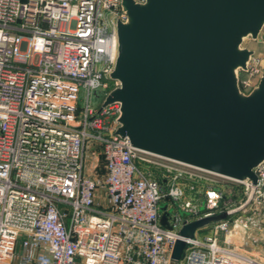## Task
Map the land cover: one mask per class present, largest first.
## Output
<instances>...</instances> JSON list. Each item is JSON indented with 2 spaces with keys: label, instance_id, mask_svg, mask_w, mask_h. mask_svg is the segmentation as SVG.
<instances>
[{
  "label": "built area",
  "instance_id": "obj_1",
  "mask_svg": "<svg viewBox=\"0 0 264 264\" xmlns=\"http://www.w3.org/2000/svg\"><path fill=\"white\" fill-rule=\"evenodd\" d=\"M125 20L121 0H0V264H173L177 240L176 264H264V159L253 181L142 152L115 133L119 102L90 106L119 86ZM263 60L239 75L245 94Z\"/></svg>",
  "mask_w": 264,
  "mask_h": 264
},
{
  "label": "water",
  "instance_id": "obj_2",
  "mask_svg": "<svg viewBox=\"0 0 264 264\" xmlns=\"http://www.w3.org/2000/svg\"><path fill=\"white\" fill-rule=\"evenodd\" d=\"M121 6L126 20L117 23L110 73L119 86L102 101L121 105L115 133L139 151L255 181L253 168L264 159V73L247 94L238 81L253 54L242 42L263 28L264 0H121ZM207 220L180 234L192 236ZM160 223L167 226L164 213ZM185 246L176 241L173 264Z\"/></svg>",
  "mask_w": 264,
  "mask_h": 264
},
{
  "label": "rangeland",
  "instance_id": "obj_3",
  "mask_svg": "<svg viewBox=\"0 0 264 264\" xmlns=\"http://www.w3.org/2000/svg\"><path fill=\"white\" fill-rule=\"evenodd\" d=\"M242 47L251 49L255 54H260L263 59H264V26L259 32L258 36L256 39H252L251 37H246L244 38L242 42ZM263 70H264V60H263ZM243 72H239V75H243ZM107 92V89L98 87L96 89H92V91L89 94V103L90 106L93 108H98L102 100ZM86 100V92L85 90H80L79 93V98H78V107L81 108L84 106ZM92 153L87 150L86 155H85V166L86 169L89 171L87 168L88 165L93 167L95 165V169L93 170L94 174L102 175L104 169H103V162H102V157L100 154L95 156V159H92ZM94 157V156H93Z\"/></svg>",
  "mask_w": 264,
  "mask_h": 264
}]
</instances>
